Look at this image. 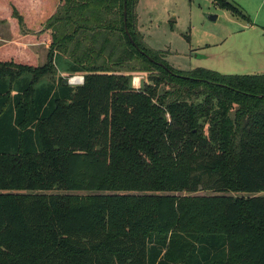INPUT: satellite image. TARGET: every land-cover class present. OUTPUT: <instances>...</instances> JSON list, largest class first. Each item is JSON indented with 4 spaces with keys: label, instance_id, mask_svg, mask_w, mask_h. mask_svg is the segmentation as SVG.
Instances as JSON below:
<instances>
[{
    "label": "trees",
    "instance_id": "1",
    "mask_svg": "<svg viewBox=\"0 0 264 264\" xmlns=\"http://www.w3.org/2000/svg\"><path fill=\"white\" fill-rule=\"evenodd\" d=\"M136 2L134 46L123 0H0V264H264V73L174 69ZM121 57L152 84L108 73Z\"/></svg>",
    "mask_w": 264,
    "mask_h": 264
},
{
    "label": "rangeland",
    "instance_id": "2",
    "mask_svg": "<svg viewBox=\"0 0 264 264\" xmlns=\"http://www.w3.org/2000/svg\"><path fill=\"white\" fill-rule=\"evenodd\" d=\"M227 1L235 5L241 15L215 0H137L133 9L134 26L144 44L159 51L174 69L185 72L203 67L224 74L264 73V0ZM212 15L215 19H209ZM112 38L120 45L117 50L120 53L124 48L121 33ZM6 42H12L11 37L1 43ZM26 51L34 54L27 46ZM126 51L129 52L128 48ZM124 59L127 58L121 57L107 72L128 76L130 85L135 88L152 84L148 76L156 73L153 69L141 67L134 58ZM44 61L41 59L38 64ZM124 61L126 63L120 65ZM76 74L81 75L58 71L54 80ZM159 89L172 88L163 84ZM198 193L214 192L202 188Z\"/></svg>",
    "mask_w": 264,
    "mask_h": 264
},
{
    "label": "crops",
    "instance_id": "3",
    "mask_svg": "<svg viewBox=\"0 0 264 264\" xmlns=\"http://www.w3.org/2000/svg\"><path fill=\"white\" fill-rule=\"evenodd\" d=\"M49 30V29H48ZM48 30H46L48 32ZM50 31V30H49ZM11 37V30H10V21L9 20H0V43L9 41ZM16 46H19L17 42H13ZM29 50L33 51L34 54L37 57V63L41 59H45L47 56V50L49 47V44L46 42H40V43H28L26 44ZM45 61L42 63L44 64ZM38 64V65H42Z\"/></svg>",
    "mask_w": 264,
    "mask_h": 264
},
{
    "label": "water",
    "instance_id": "4",
    "mask_svg": "<svg viewBox=\"0 0 264 264\" xmlns=\"http://www.w3.org/2000/svg\"><path fill=\"white\" fill-rule=\"evenodd\" d=\"M126 19H127V11H126V0H123V25H124V29H125V32L126 34L128 35L129 37V40L131 41V43L136 46V44L134 43V41L132 40L130 34H129V31H128V28H127V24H126ZM209 19H215V16H209ZM62 83L63 84H69L67 78H63L62 79Z\"/></svg>",
    "mask_w": 264,
    "mask_h": 264
},
{
    "label": "built area",
    "instance_id": "5",
    "mask_svg": "<svg viewBox=\"0 0 264 264\" xmlns=\"http://www.w3.org/2000/svg\"><path fill=\"white\" fill-rule=\"evenodd\" d=\"M67 80L69 82L70 85H78L81 84L83 82V75L81 74H76L73 76H69L67 77Z\"/></svg>",
    "mask_w": 264,
    "mask_h": 264
}]
</instances>
